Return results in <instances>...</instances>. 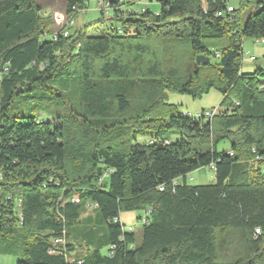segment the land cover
<instances>
[{
    "label": "trees",
    "instance_id": "obj_1",
    "mask_svg": "<svg viewBox=\"0 0 264 264\" xmlns=\"http://www.w3.org/2000/svg\"><path fill=\"white\" fill-rule=\"evenodd\" d=\"M90 1L66 0L65 25ZM105 1L103 32L55 38L37 0H0V256L264 264V67L242 72L244 41L264 39V0H237L231 21L227 0ZM212 91V119L168 103ZM207 168L214 183L192 185ZM123 213L146 215L140 241ZM80 247L92 252L71 259Z\"/></svg>",
    "mask_w": 264,
    "mask_h": 264
},
{
    "label": "rangeland",
    "instance_id": "obj_2",
    "mask_svg": "<svg viewBox=\"0 0 264 264\" xmlns=\"http://www.w3.org/2000/svg\"><path fill=\"white\" fill-rule=\"evenodd\" d=\"M230 4L236 5L238 7V2L236 0H229ZM99 0H91L88 6L87 14H79L76 17V27L74 30H84L89 34L97 35L103 32L107 26L113 23V19L110 15L105 17L102 15L103 11L98 9ZM37 3L42 7L43 11L50 16L52 21V31L58 33L62 31L65 23L68 19L66 11V0H37ZM145 6V5H140ZM153 10H159V6L154 4L151 7ZM254 5L248 7L241 16V23L244 24L246 18L248 17ZM99 10V11H98ZM43 12V13H44ZM250 57H255L256 62H251ZM244 74L254 73L257 69L264 67V45L258 46L255 44L254 39H246L244 41V60H243ZM223 96L217 91H212L209 95L204 96L200 100H193L189 96H181L176 94H170L168 98V103L175 106L181 113L186 114H198L208 110L218 109ZM148 142V140H142L141 142ZM190 183L194 186L211 185L214 183L215 172L211 168L202 169L190 174ZM139 213H123L121 215V222L126 226V228L133 229L137 235L138 240L141 239L140 231L142 229V222L138 220ZM86 216L93 217V211L88 209ZM108 248L102 250L103 254H107ZM92 250H88L86 247H80L75 252L70 254L71 259H76L80 257H85L89 255ZM20 258L13 255H1L0 264H17Z\"/></svg>",
    "mask_w": 264,
    "mask_h": 264
},
{
    "label": "built area",
    "instance_id": "obj_3",
    "mask_svg": "<svg viewBox=\"0 0 264 264\" xmlns=\"http://www.w3.org/2000/svg\"><path fill=\"white\" fill-rule=\"evenodd\" d=\"M120 1V4H119V9L120 10H127V9H143V8H146L148 6H151L153 4V1L154 0H119ZM228 1V9H227V13L224 15V17H230L228 18L230 21L232 20V17L231 15L233 14L234 12V8L232 4H230V1ZM237 1V0H236ZM98 4H102L104 5V13H102V15H104L105 17H107L108 15H110V18L113 19V11L111 10L110 8V5L105 1V0H99ZM140 5H145V6H140ZM89 11V9H84V10H80L76 7H73L72 8V12H76V15H79V14H87ZM222 14H219V16H221ZM76 27V19H73L72 20V24L70 25H65L62 29V31L58 32V33H54V37L56 38L60 33L64 36V37H69L71 35V32L75 29ZM122 33L121 34H124V32L119 29ZM255 44L258 45V46H262L264 45V39H258L255 41ZM244 60V58H243ZM251 62H256V58L255 57H250L249 59ZM243 63V61H242ZM7 71V69H4V71L1 70L0 68V82L2 80V77L4 75V73ZM218 113V109H214V110H208V111H204L202 113H198V114H195L193 115L195 118L197 119H204V120H208V119H212L216 114ZM166 143H169L168 140H166ZM191 180V179H190ZM160 190H163V189H160ZM77 200H73V202H76ZM151 213V211H150ZM121 220V219H120ZM142 226L147 224V218L146 216H143L142 220ZM128 231H131V232H135L133 229H130L128 228L127 229ZM255 233L257 235L260 234V230H256ZM61 241H56V243H59ZM81 264V263H79Z\"/></svg>",
    "mask_w": 264,
    "mask_h": 264
},
{
    "label": "bare ground",
    "instance_id": "obj_4",
    "mask_svg": "<svg viewBox=\"0 0 264 264\" xmlns=\"http://www.w3.org/2000/svg\"><path fill=\"white\" fill-rule=\"evenodd\" d=\"M101 11H103V13H104V5H103ZM70 24H72V21L69 23V25H70ZM189 115H193V114H189ZM155 142H156L155 140H152V139L149 140V143H150V144H154ZM164 143H165V144H169V143H166V140L164 141ZM148 214H150V211L147 212V215H148ZM143 216H146V215H143Z\"/></svg>",
    "mask_w": 264,
    "mask_h": 264
},
{
    "label": "water",
    "instance_id": "obj_5",
    "mask_svg": "<svg viewBox=\"0 0 264 264\" xmlns=\"http://www.w3.org/2000/svg\"><path fill=\"white\" fill-rule=\"evenodd\" d=\"M197 62L198 63L205 64V63H208L209 62V59L208 58H204V57H198L197 58Z\"/></svg>",
    "mask_w": 264,
    "mask_h": 264
},
{
    "label": "crops",
    "instance_id": "obj_6",
    "mask_svg": "<svg viewBox=\"0 0 264 264\" xmlns=\"http://www.w3.org/2000/svg\"><path fill=\"white\" fill-rule=\"evenodd\" d=\"M102 7H103V5H102V4H98V9H99V8H100V9H102ZM98 11H99V10H98ZM100 11H101V10H100ZM44 14H46V15H47V13H45V12H44ZM243 65H244V63H243ZM73 200H77V198H74ZM73 200H72V201H73Z\"/></svg>",
    "mask_w": 264,
    "mask_h": 264
}]
</instances>
